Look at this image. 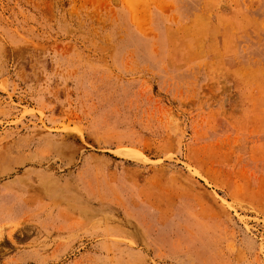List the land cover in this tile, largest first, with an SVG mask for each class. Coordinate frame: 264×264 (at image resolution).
Here are the masks:
<instances>
[{
  "label": "rangeland",
  "instance_id": "rangeland-1",
  "mask_svg": "<svg viewBox=\"0 0 264 264\" xmlns=\"http://www.w3.org/2000/svg\"><path fill=\"white\" fill-rule=\"evenodd\" d=\"M0 264H264V0H0Z\"/></svg>",
  "mask_w": 264,
  "mask_h": 264
}]
</instances>
